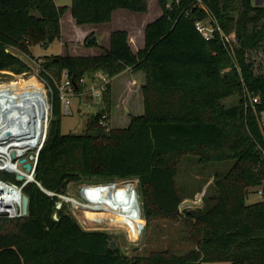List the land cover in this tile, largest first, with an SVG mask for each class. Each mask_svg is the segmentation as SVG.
<instances>
[{
  "label": "trees",
  "instance_id": "trees-1",
  "mask_svg": "<svg viewBox=\"0 0 264 264\" xmlns=\"http://www.w3.org/2000/svg\"><path fill=\"white\" fill-rule=\"evenodd\" d=\"M156 1L161 15L145 26L144 46L137 53L130 49L127 32L115 30L107 50L94 34L85 38V47L101 49L97 56H45L38 77L51 89V118L34 174L54 196L34 183L25 185L27 214L0 218V264H264V194L258 202H246L252 188L264 186V75L253 76L244 62L247 51L264 44V5L254 6L252 0ZM68 9L80 26L108 23L116 10L146 13L147 6L145 0H70L69 8L54 0H0V71L26 72L27 65L6 49L30 54L34 46L59 40L60 19ZM206 21L221 34L213 31L206 40L195 26ZM232 32L236 45L231 48L223 39ZM231 52L238 68L231 64ZM225 68L229 71L222 73ZM63 71L76 91L81 79H92L96 72L111 80L82 133L60 132L56 84ZM122 74L133 85L140 82L142 114L130 116L126 127L111 129L100 118L105 114L110 120L121 90L118 85L114 95L112 82ZM245 91L258 96L254 110L244 108ZM230 97L238 102L226 108L222 101ZM203 153L215 154L229 169L215 176L196 218L187 215L185 240L193 247L184 254L164 250L126 256L110 247L109 234L82 229L63 202L56 208L58 195L70 183L136 179L144 219L173 216L182 200L173 160Z\"/></svg>",
  "mask_w": 264,
  "mask_h": 264
},
{
  "label": "rangeland",
  "instance_id": "rangeland-1",
  "mask_svg": "<svg viewBox=\"0 0 264 264\" xmlns=\"http://www.w3.org/2000/svg\"><path fill=\"white\" fill-rule=\"evenodd\" d=\"M145 1L147 6V11L145 14H142L140 16L135 15V19L130 18L129 21L124 22L120 19V14H125L122 13L125 11H117L120 13H116V15L114 16L112 26L131 27L132 23L134 24V20L147 21L149 19H153L154 16L158 14L160 7L156 8L157 4L155 5V0ZM55 3L59 6H66L68 8L70 7V0H55ZM252 3L254 6H263L264 0H252ZM66 17H68V15H66ZM208 22L209 21L205 22L207 26L209 25ZM106 30L107 27H96V32L94 34L98 43H105L104 32ZM139 37L141 36L139 35ZM223 40L226 42L225 44L229 45V47L231 48L236 45L233 32ZM6 51L23 61L27 65L28 70L17 75L8 71H0V93L9 92H3L5 88L10 87L13 88V90H16L21 88V86H26L29 89L38 88L44 92L41 85L33 80V77L39 76L40 65L45 60V56H56V54L61 53L62 50L60 42L58 40H55L45 46L37 45L32 47L30 49V54L24 53L14 48H7ZM230 54L231 64L238 68L235 63V56L232 54V52ZM244 62L245 65H247L248 69L253 72V76L264 75V44L256 49L247 51L244 55ZM228 71L229 68H225L223 69L222 73ZM239 74H241L240 71ZM123 77L125 76H118L113 80L112 88L114 89V95L116 89H118L117 83L119 80H122ZM138 84L140 85V82H137L136 85H133L132 80H130L127 85L123 84V86H120L121 90L118 93V97L115 96L117 98L116 101H114V108L111 109L109 120V127L111 129L126 127L130 124V116L138 115L139 113L142 114L140 95L139 90L137 89ZM48 99L50 102L49 93ZM237 102V97H230L223 100L222 105L228 108L229 106L236 104ZM71 103L73 114H71L70 116L62 115L60 121L61 134L84 132L86 128L87 116L89 115V113L95 110V108L93 107V103L90 104V110H88L86 106L80 107L77 98H72ZM50 118L51 113L50 115H48L46 120L47 128ZM173 164L178 169L176 186L182 196L181 204L179 205L176 214H174L173 216L163 217L154 215L147 222L144 219L142 212V198L137 187L138 181L136 179L129 181V183L133 181L131 184H133L134 188L132 189L135 190V194L137 196L136 197L134 194V197L136 198V200H138V205L140 208L139 216H141L140 221L143 229L139 235H131L124 231V228L119 224L112 225L105 219L100 223L86 221L84 212L89 210L88 207H91L92 205L89 202L90 200L86 196V193L83 194V196L88 202L83 197H81L80 193L82 187L87 185H105L106 183H70L67 185L66 192L61 195L62 198H64V200L61 199V203L63 202L65 204L66 211L82 229L86 231H101L109 234L110 241L114 242L115 247H119L122 253L126 256H147L151 252L164 250L176 254H184L193 247V244L188 243L185 240V236L189 230L188 221L186 220L187 215H189L188 212L197 211L198 209H201L203 207L204 196L210 191V186L215 176L226 173L229 169V165H227L225 161L221 162L220 160H217V158H215V154L211 153H203L198 155H179L174 158ZM9 177L11 180L16 181V176L14 174L9 175ZM126 182H128V180ZM257 190H259V187H255L250 190L251 193L246 199V202L248 204L258 202L262 199V197L256 193ZM187 203H191L192 205L188 206ZM201 264L215 263L203 262Z\"/></svg>",
  "mask_w": 264,
  "mask_h": 264
},
{
  "label": "built area",
  "instance_id": "built-area-1",
  "mask_svg": "<svg viewBox=\"0 0 264 264\" xmlns=\"http://www.w3.org/2000/svg\"><path fill=\"white\" fill-rule=\"evenodd\" d=\"M195 26L197 31L206 40H209L212 37L213 31H219L221 34V31L217 26L215 27H213L212 25L207 26L206 24L200 22H197ZM33 78H34L33 80H35L38 84H40L44 90V100L46 107L48 109V115H50L51 106L48 99V93L50 96L51 89L38 76ZM110 81L111 80L104 73L96 72L93 75L92 79L89 78L81 79L80 80L81 90L76 91L75 90L77 88L76 85L74 84L73 80L68 76L67 72L64 71L63 74L61 75V79L59 83L56 84L61 114L66 116H70L71 114H73V110L71 106L72 98H77L79 101L78 103L79 106L80 107L86 106L88 110H90L91 108L90 106L91 103H93V107L96 104H101L103 100V96L106 93L107 85L110 83ZM258 102H259L258 96L254 92L245 91L244 93L245 109L251 108L254 110L255 105L258 104ZM100 124L106 127L109 125V121L107 120V116L105 114L101 116ZM260 126L264 128V112L261 114ZM46 129L44 131L45 133L41 137V140L39 134L33 136V129L32 128L27 129V125L24 126V132L20 134L13 135L11 137H9L8 134L6 135L3 134L4 136L0 135V173H2L3 175L14 174L16 176L15 182L0 177V218L16 219L23 217L24 216L22 211V197L24 196L23 188L28 183H34L37 186H40V184L34 178V173L38 161V154L44 144ZM35 136L37 137L35 138ZM20 142H22L24 146L22 148H17L15 145L21 144ZM260 150L262 156L264 157V149L262 148ZM22 160H24V162H21ZM6 164L10 165L11 169L7 170L5 168ZM25 164H28L30 166L29 172H27L26 169L24 168ZM24 174L32 175L33 179L26 180L25 177L22 176ZM17 176H21L23 180L22 181L18 180ZM131 180L133 179H128V182H126L127 180L126 181L122 180L120 182L113 181L106 184H111V183L128 184L129 181ZM92 186L94 185H87L82 187L80 193L81 197L84 198L83 194H85L87 190H91ZM263 187L264 186L260 187L259 190L256 191V193L259 196H262L264 194ZM45 193L48 196H54L53 193L50 192H45ZM134 194H135V190H134ZM58 197L60 198V200L61 199L64 200V198H62L61 195H58ZM136 201H137V208H136L137 213L140 214L138 200ZM91 205H92L91 207L96 206V204L93 203H91ZM127 209L128 208H123L122 212L125 216L128 217L129 213ZM132 213L135 216L134 214L135 211H133ZM137 213H136V218L138 219V222L135 219H130L128 217V219H130V224L132 225L128 227L133 232L130 233V230L123 227L124 231H126L131 235H139L143 229V226L140 221L141 219L139 220V215ZM120 216L123 217L122 215ZM116 218L114 220L117 221ZM113 224H119L121 226L120 222H114Z\"/></svg>",
  "mask_w": 264,
  "mask_h": 264
},
{
  "label": "bare ground",
  "instance_id": "bare-ground-1",
  "mask_svg": "<svg viewBox=\"0 0 264 264\" xmlns=\"http://www.w3.org/2000/svg\"><path fill=\"white\" fill-rule=\"evenodd\" d=\"M47 116L48 109L44 100V92L38 88L28 89L25 92L9 91L0 93V135L8 134L11 137L20 134L24 132V126L27 125V129H33V136L39 134L41 140L42 135L45 133ZM20 143L15 146L22 148L24 144ZM5 168L9 170L11 166L6 164ZM22 176L26 180L33 179L32 175L29 174ZM131 183L98 185L92 186L91 190H87L86 196L89 198V202L96 204V206L89 207V210L84 212L86 221L99 223L105 219L112 224L120 222L121 227L130 230L128 227L132 226L130 219H135L138 222L136 218L137 201ZM123 208H128L130 219L123 214ZM133 211H135V216L132 213ZM137 214L139 215V213ZM115 218L117 221L114 220ZM132 232L130 230V233Z\"/></svg>",
  "mask_w": 264,
  "mask_h": 264
},
{
  "label": "crops",
  "instance_id": "crops-1",
  "mask_svg": "<svg viewBox=\"0 0 264 264\" xmlns=\"http://www.w3.org/2000/svg\"><path fill=\"white\" fill-rule=\"evenodd\" d=\"M55 1V0H54ZM156 1V0H155ZM157 4V5H156ZM57 5V4H56ZM156 8H159L157 1L155 2ZM59 6V5H58ZM158 6V7H157ZM120 10H116L112 13V17L110 22L104 23V24H98V25H77L73 18L71 17L70 9L66 11V13L61 17L60 19V30H61V37L58 40L61 45V53H57L56 55L65 56L70 55L73 57H93L97 56L101 53V49L107 50L109 48V36L112 31L115 30H125L128 34L127 40L128 44L130 46V49L133 53H137L140 49L144 46V28L145 26L158 18L161 15V11L159 9V12L157 15L154 16L153 19H149L147 21H141V20H134V24L132 23L131 27L121 26V27H113L112 21L114 19V16L117 12ZM125 12V14H120V19L125 21H129V19H135V15H142L145 13H133L127 10H122ZM68 15V17H66ZM132 22V20H131ZM66 24V26H65ZM96 27H107V30L104 32V42L103 44L98 43L97 44L101 48H87L85 47L84 40L85 38L90 35L94 34L96 32ZM98 34V33H97ZM139 35L141 37H139ZM95 36V34H94ZM96 38V36H95ZM53 55V54H52ZM50 56V55H49ZM124 74V73H123ZM122 74V75H123ZM121 76V75H120ZM140 77V81L143 82V78L141 74L137 75ZM115 79V78H114ZM129 80L127 77L122 78V80L118 81L119 86H123V84H128ZM220 264H229V263H220Z\"/></svg>",
  "mask_w": 264,
  "mask_h": 264
},
{
  "label": "water",
  "instance_id": "water-1",
  "mask_svg": "<svg viewBox=\"0 0 264 264\" xmlns=\"http://www.w3.org/2000/svg\"><path fill=\"white\" fill-rule=\"evenodd\" d=\"M21 162H24V160H22ZM24 168L26 169L27 172L30 171V166L28 164L24 165ZM18 180H23V178L21 176H17ZM41 191H43L44 193L46 192L41 186H37ZM46 194V193H45ZM188 206H191V203H187ZM27 206H28V198L24 195L22 197V211L23 214L26 215L27 214ZM61 207V203H57L56 204V208L59 209ZM188 214L192 217V218H196L197 216V211H189ZM54 219H56V215L53 216ZM110 247L114 248L115 244L114 242L110 243Z\"/></svg>",
  "mask_w": 264,
  "mask_h": 264
}]
</instances>
